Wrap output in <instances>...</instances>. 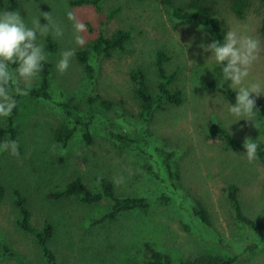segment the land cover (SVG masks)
I'll return each instance as SVG.
<instances>
[{
	"label": "rangeland",
	"instance_id": "374dc122",
	"mask_svg": "<svg viewBox=\"0 0 264 264\" xmlns=\"http://www.w3.org/2000/svg\"><path fill=\"white\" fill-rule=\"evenodd\" d=\"M214 1L226 30L247 25L248 33L261 41L251 76L264 78L261 0H248L243 18L232 11L230 0ZM17 2L16 8L6 2L0 9L19 11L29 25L35 17L47 13L62 27L63 35L55 38L49 33L39 41L49 53L48 62L52 65L53 101L33 99L29 94L17 96L19 156L0 152V188L5 189V197L0 200V253L7 245L16 254L1 258L0 264H47L34 238L16 226L14 189L27 196L34 223L54 224L52 247L61 264H141L147 243L181 260L202 254L207 249L206 243L217 239L239 256L236 264H264V231L250 230L239 221L226 193L229 185L239 186L246 213L264 220V165L258 159L249 161L228 149L222 138L210 134V128L218 124L241 141L249 137L263 142L264 112L258 109L254 121L241 119L227 128L232 119L225 111L227 100L234 103L235 99H228L223 92L224 82L218 87L217 77L204 69L213 61L204 65L210 52L200 47L214 39L211 33L175 19L171 7L151 0H105L101 12L91 5L72 6L71 0ZM184 2L176 0V5ZM68 11L86 25L81 33L82 45L73 38ZM112 11L114 15L109 18ZM40 22L47 23L42 16ZM103 24L108 36L125 29L132 33V38L126 50L114 52L110 57L92 55L97 70L93 82L80 67L76 54L91 45ZM50 42L56 46L55 50ZM69 48L74 54L67 70L60 73L55 62L60 51ZM159 49L170 57L166 68L175 75L173 87L182 92L183 101L179 105L162 102L152 120L143 125L131 74L142 67L156 93L159 79L155 58ZM215 72H220L219 66ZM37 84L36 77L31 87ZM94 93L110 100L113 110L95 118L91 144L84 140L83 129L79 128L64 148L55 139L56 130L75 124L56 102L72 99L86 113L87 98ZM259 102H264V95L257 97L256 103ZM6 120L7 117L0 118V126ZM142 128L152 139L151 151L146 155L112 135ZM159 146L175 152L173 167L179 175L176 180L166 177L163 170L161 179L146 170L153 166L160 172L154 154ZM77 177L94 190L99 189V179H110L121 197L154 200L165 194L175 199L169 206L156 204L147 211L136 210L122 214L116 221L98 223L111 209L110 201L87 205L75 198L56 201L49 197L51 191ZM198 201L208 212L209 224H202L194 215Z\"/></svg>",
	"mask_w": 264,
	"mask_h": 264
},
{
	"label": "trees",
	"instance_id": "16d2710c",
	"mask_svg": "<svg viewBox=\"0 0 264 264\" xmlns=\"http://www.w3.org/2000/svg\"><path fill=\"white\" fill-rule=\"evenodd\" d=\"M105 0H71L72 6H86L91 5L102 11V4ZM157 1L162 5L172 8V16L187 24H195L206 28L214 39H222L223 32L226 31L223 25L221 14L216 8L214 0H185L181 6L176 5V0H151ZM8 2L12 8L18 6L17 0H0V6ZM232 11L240 18L246 14L249 6L248 0H230ZM262 6V23L260 32L264 40V0H261ZM114 15L111 12L109 18ZM132 33L129 30L119 29L111 36L106 34L104 24L101 26L97 37L93 40L88 48L80 49L76 58L88 77L95 82L97 70L92 63V55L95 54L98 58L110 57L114 52L126 50L127 44L131 41ZM52 50L56 49L53 42H50ZM170 61L168 54L159 49L156 53L155 67L158 73V90L156 93L152 91L149 84L147 73L142 67L133 70L131 77L136 84V96L140 105L139 117L143 125H147L153 118L155 110L162 102L166 101L171 104L179 105L183 101V94L179 89L173 87L175 75L168 73L166 68ZM51 63L44 64L43 69L38 75V84L30 88L28 94L33 99L53 101L51 92L52 87V70ZM15 85H10L14 87ZM223 92L228 99H235V92L232 88L224 82ZM17 105L13 113L7 117L4 126H0V140L4 139H18L17 117L19 115L20 102L19 97H16ZM56 105L61 111L75 124L72 126H61L56 130V141L67 148L74 138L79 128L83 129L84 140L91 144L93 141L92 124L97 116L103 117L107 111H112L113 103L105 99L100 94H92L87 98V111L82 113L79 106L72 100L58 101ZM256 108L264 112V102L256 103ZM212 136H218L223 139L226 147L236 153L244 155L242 144L243 141L235 137L222 125L215 124L210 128ZM113 137L123 144H133L141 154H148L151 151V134L145 129H137L134 132H113ZM258 144V159L264 165V141ZM154 151V150H153ZM175 152H168L164 147H155V158L160 166V172L153 166L146 167V170L161 179V171L163 170L166 177L176 180L179 175L175 172L173 167V158ZM240 187L232 184L226 188L227 197L231 204L235 217L244 223L250 230L264 231V220L258 219L248 215L244 209V205L240 196ZM13 202L18 211L16 218V226L22 232L30 235L36 241L41 253L47 264H61L56 251L52 247V241L55 237V226L50 221H44L41 225H37L33 221V213L29 205L26 195L20 189H14ZM5 197L4 187L0 188V200ZM49 197L60 201L66 198H75L77 201L87 204L95 205L105 200L111 202V209L106 215L98 221V223L116 221L122 214L133 212L136 210L147 211L156 204L169 206L175 199L170 195H159L152 200L148 197H121L116 193L115 184L112 180L107 178L99 179V189L94 190L90 188L81 177H77L70 181L65 186L55 189L50 192ZM194 215L202 224H209L210 219L207 210L201 202H197L194 207ZM184 224V223H183ZM188 231L191 228L184 224ZM207 249L202 254L192 258L176 260L170 253L160 251L147 243L145 245V259L141 264H236L239 256L231 249H226L221 240L217 239L214 242L206 243ZM205 244V245H206ZM217 245V246H215ZM206 247V246H205ZM255 249V246L251 247ZM226 249V250H225ZM16 254L7 245L0 253V259L7 256H15ZM137 264V263H135Z\"/></svg>",
	"mask_w": 264,
	"mask_h": 264
},
{
	"label": "clouds",
	"instance_id": "9594fccd",
	"mask_svg": "<svg viewBox=\"0 0 264 264\" xmlns=\"http://www.w3.org/2000/svg\"><path fill=\"white\" fill-rule=\"evenodd\" d=\"M66 15L72 22L75 42L82 45L84 41L81 33L86 25L72 11H68ZM41 16L47 23L40 22ZM49 33L59 38L63 35V29L47 13L35 17L29 25L19 11L0 9V118L9 117L13 113L17 105L16 97L28 94L32 81L49 61V53L44 44L39 42L40 37ZM261 46V41L248 33L247 25L229 28L223 32L222 39H212L211 42L200 45L203 51L210 52L204 65L208 60L213 61L211 66L204 69L212 71L217 77L218 87L226 82L235 92V102L230 103L227 100L225 108L227 115L232 118L227 128L241 119L254 121L258 112L256 99L264 95V78H252L251 72ZM73 54L74 50L71 48L60 51L55 62L58 72L67 70ZM217 66L220 68L219 73L215 72ZM10 85L15 87L10 88ZM242 148L249 161L257 158L256 139L245 137ZM3 151L19 156L18 141L0 140V152Z\"/></svg>",
	"mask_w": 264,
	"mask_h": 264
}]
</instances>
